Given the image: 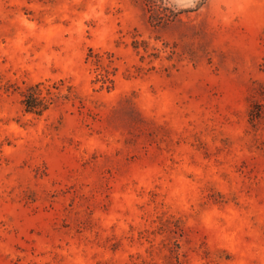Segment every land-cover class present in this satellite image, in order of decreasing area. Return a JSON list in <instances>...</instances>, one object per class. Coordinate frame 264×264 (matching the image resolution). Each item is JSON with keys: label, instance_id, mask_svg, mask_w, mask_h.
<instances>
[{"label": "rangeland", "instance_id": "obj_1", "mask_svg": "<svg viewBox=\"0 0 264 264\" xmlns=\"http://www.w3.org/2000/svg\"><path fill=\"white\" fill-rule=\"evenodd\" d=\"M0 264H264V0H0Z\"/></svg>", "mask_w": 264, "mask_h": 264}, {"label": "trees", "instance_id": "obj_2", "mask_svg": "<svg viewBox=\"0 0 264 264\" xmlns=\"http://www.w3.org/2000/svg\"><path fill=\"white\" fill-rule=\"evenodd\" d=\"M41 84H36L29 87L23 94L22 104L24 110L27 113H34L40 115L45 110H47V99L42 96V90L40 88ZM49 95L50 93L47 92Z\"/></svg>", "mask_w": 264, "mask_h": 264}]
</instances>
